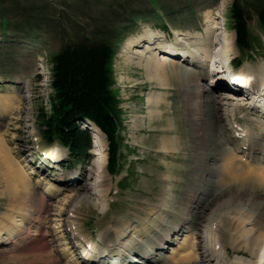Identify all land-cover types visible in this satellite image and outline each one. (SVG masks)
Here are the masks:
<instances>
[{
    "label": "rangeland",
    "instance_id": "rangeland-1",
    "mask_svg": "<svg viewBox=\"0 0 264 264\" xmlns=\"http://www.w3.org/2000/svg\"><path fill=\"white\" fill-rule=\"evenodd\" d=\"M234 1L247 15L254 38L252 55H241L235 46L229 12ZM263 3L264 0H0V233L7 242L0 243V264H37L39 253L50 264H73L67 262L71 257L82 263L77 251L85 248V242L99 241L100 234L108 231L112 232L111 244L116 243V231L122 228H127L123 236L127 233L128 240L141 245L139 254L133 258L144 264H161L162 260L172 258V248L177 249L188 235L183 233L173 244L161 237L165 229L177 228L175 216L191 219L196 215L192 208L203 205L198 211L204 215L200 223L203 231L213 229L221 219L225 223L220 225L228 226V221L240 230L244 222L257 216V200L250 204L247 196H236L237 189H227L224 182L216 184L223 174L224 160L219 159L215 147L219 141L231 151L229 158L234 156L236 163L247 165V157L241 162V153H238L246 136L236 137L235 130L250 129L259 136L257 122L246 120L257 114L260 121L259 108L240 107V111L232 113V107L219 104V120L211 127L209 120L199 119L205 118L198 112L199 101L214 94L220 101L221 96L231 94V89L215 79V83L211 82V73L207 71L210 61L188 66L198 74L188 90L178 82V70L167 66L168 82L161 90L147 79L141 66L128 61L125 44L136 39L144 43L147 31L167 43L178 40L185 43L187 38L194 37L191 43L186 42V47L194 51L197 43L206 41L204 20L210 13L217 17L216 22L224 27L229 43L233 44L234 51L224 54L225 59H239L240 69L263 73L264 31L257 17ZM121 32L123 38L118 40ZM80 41H110L115 45L113 90L123 122L120 129L123 170L117 177L103 172L105 209L96 189L98 182L91 178L99 170L98 165L94 166L93 151H89L93 158L90 163L74 162L62 146L46 143L38 117L41 107L50 109L47 96L51 87L46 66L51 55ZM216 44L211 49L219 51L223 44ZM219 58L214 57L212 61ZM202 66L205 71L200 70ZM199 87L206 89L200 94ZM158 92L161 111L150 118L151 108L146 100ZM262 144L263 139L256 144V149ZM40 150L60 156L55 167L67 174H58L48 167L46 174L38 170L35 162L40 160ZM258 159L254 158L253 162ZM12 168L19 176L23 173L28 185L14 184L8 173ZM29 171L32 174L28 177ZM40 176L46 180L37 182ZM47 178L52 183H63L65 190L54 192ZM57 218L61 222L52 220ZM19 219H22L20 223L23 221L22 226L14 228ZM185 222L179 219L177 223L189 227ZM37 223H45L41 237L35 235ZM247 225V228L254 226ZM73 238L77 240L73 242ZM68 240L82 247L65 253L62 243ZM150 240L159 243L152 245ZM160 241L168 249H159ZM125 242L118 240L119 247L115 245L112 249L121 250ZM221 242L228 262L238 256L249 257L245 249H233L229 245L227 233L221 236ZM151 252L156 253L157 262L142 258ZM108 261L119 264L123 256L114 255Z\"/></svg>",
    "mask_w": 264,
    "mask_h": 264
},
{
    "label": "bare ground",
    "instance_id": "bare-ground-1",
    "mask_svg": "<svg viewBox=\"0 0 264 264\" xmlns=\"http://www.w3.org/2000/svg\"><path fill=\"white\" fill-rule=\"evenodd\" d=\"M205 16H206L205 17L206 20L204 21H206V25L205 28H203L204 29L203 34L206 36V41L201 45L200 44L198 45L197 43L196 50L190 51L186 47V42L191 43V41L194 40V37L187 38L185 43L182 42L181 40H178L171 45L169 43H165V41H163L164 38L160 36H156L155 34L146 31L147 36L145 37L147 40H145L144 43H142V41H139V39H136V40H129L125 44L126 50L129 51L128 61L138 66H141L145 70L147 79L155 82L156 86H158V88L161 90L165 89L167 86L168 81H167V75L165 73V68L167 66L170 67L173 66V68L175 67V69L178 70V74H179L178 82L180 83V85L184 87L185 90L190 89L191 80L197 77L198 74L197 72L189 69L188 66H190L191 64L194 65L199 61L204 63L210 61V67L208 66L207 71L208 73L214 75V79L216 77L224 76L225 78H227L228 81H231L234 84H238L244 87L249 85L251 90L253 89V91L249 89L244 90L241 87L234 88L226 84L228 85L227 87L231 89L230 92L231 94L226 96L225 95L221 96L220 101L217 100L218 97L216 94L212 96L209 95L204 96L203 99L199 97L201 99L199 102L201 103H199L198 105L199 106L198 112H200L199 114H202L205 117V118H199L200 121L209 120L210 126L213 127L214 124L216 125V123L219 120V110H220L219 104L223 105L224 107H232L231 109L232 111L230 110L232 113H235V110L240 111V107L242 108L249 107L250 109L253 110L255 107H257V109L259 108L260 111L258 112H260L261 114L260 121H258L257 119L258 117L256 116L257 114H254L255 116L253 118L249 116L246 117L247 118L246 120L257 122L256 125L259 130L258 133L259 136H256L255 135L256 133L250 129H244V130L242 129V131L240 132L236 130L237 132L235 135L236 137L243 138L246 136L245 141L238 149V153H241L239 157V161L241 162L244 157H247L246 160L247 163L245 161L247 165H243L244 163L243 164L236 163L234 156L233 158L232 157L229 158L231 151H229L225 146H223V144H220L219 141H218V145L215 147L216 148L215 151L218 153L217 155L219 159L224 160L222 163L223 165H221L223 174L221 178L218 180V182L215 183L217 185H221L220 183L224 182L225 184H223V186H226L227 189H232V188L237 189L236 196H247L248 202H250V204L252 203L254 204V202L257 200V205H256L257 208L256 207L255 208L256 210H259V214L255 216L253 219L250 220L248 219V222L246 223L244 222L242 224L243 228L240 230L236 228L234 229L233 225L230 226L231 223H229L227 220L226 221L228 223V226L230 227H228L227 225H223V226L220 225L225 223V221L223 223V220L221 219L219 222L216 221L218 222L216 226L217 228L214 227L213 229H208L207 231H203L200 228L201 227L200 223L201 220H203L204 215L203 213H199L198 211L199 208H201L203 205L202 206L197 205L196 207L192 208V211H195L196 215L194 217L192 216L191 219L181 218L178 215L175 216L176 218L175 224L177 228L170 227L168 229H165L161 237H163L166 243L170 242V244H173L174 241H179V239H181L183 233L188 232V235L181 242V244L178 246L177 249L173 250L172 248V251L170 252L172 258L162 260L161 264H261L264 262V144H262L261 148L258 149H256V144L261 139L264 140V72L263 73L260 71L254 72L253 70H249L245 68H241L239 71H233L228 65L229 60H226L224 57V54L226 55L227 52L234 51L233 44L229 43L228 36L224 32V27L220 26V24L216 22L217 17L211 16L210 13H207V15ZM211 35L212 37L214 36L213 38L214 40L211 39ZM215 42H218L219 45L223 44L219 48V51L218 50L216 51L215 48L211 49L212 44ZM183 43L185 46L183 45ZM219 56H221L219 60L214 59V61H212L214 57L217 58ZM189 58H191L190 62L187 61V59ZM200 70L205 71V68H203L202 66ZM198 81L200 80L198 79ZM205 89L206 88L199 87L200 94ZM205 92L207 93V91ZM146 101L148 107L151 108L148 111L149 117L151 118L153 115H159L161 111L159 109V105H160L159 103L161 102L160 92H158L156 96L149 95ZM189 106H191L190 101H189ZM93 131L96 135L95 140L97 145H104V135L101 133V131L98 130L97 128H95V130ZM41 152L45 153V157H50L54 162V165L58 163L57 159H59L60 156H55V154L51 152H47L45 150H41ZM95 155H97L98 157L94 159V162L97 160L99 170L96 173V175L91 174V178L95 179L96 183L98 182V184H96V189L98 192V196L101 199V203H102L101 206L105 209L107 204L102 199L105 188H102V186H104L103 180H105L104 174L106 170H104L103 168L106 164V157L103 153H101V151H99V149L95 151L94 156ZM227 155L229 156L227 157ZM257 155H260V158L257 157ZM254 158L255 159L259 158V159L257 162L256 161L253 162ZM243 166H245L246 170L244 169ZM47 167L48 169L51 168L49 166ZM8 173L11 176L10 179L14 182V184L19 182L23 186L28 185L27 184L28 181H26V177L24 175L22 176L23 173L22 174L20 173L19 176V173H17L14 168L9 169ZM30 174H32V171L26 173L28 177ZM66 174L67 173H63V175ZM226 178L228 179V181H224ZM38 179L39 180H37V182L46 180L43 178V176H40ZM73 180L74 177L71 178V181ZM48 184L53 186L52 190L54 192L65 190V187H63L64 186L63 183L62 184L52 183V180L48 179ZM26 190H28V188ZM259 200L261 201L258 202ZM80 202L81 201L77 203V206L80 205ZM57 216L60 217V215ZM20 217H24V216H20ZM177 219L186 220L185 223H187L189 227L183 224L178 225ZM20 220L22 219L17 220L19 221V223L17 222L16 225L12 224L14 225L13 226L14 228H17L18 226L19 227L22 226L23 221L20 223ZM52 220L61 222L60 218L52 219ZM250 223H252V225L254 226H252V228H247L246 225ZM5 226L9 228V224L6 223ZM59 226L60 225H58V227ZM211 226H213V224L210 225L209 228H212ZM44 227H45V223H37V227L35 229V235L41 237V232H43ZM231 227H233L232 229L234 230H232ZM126 230L127 228H122L120 231H116V233H118L117 242L120 239L122 242H125L126 240L125 244L121 246L122 249L119 251H115L112 249V247L115 245L116 247H119V244H117V242L111 244L112 232L109 233L108 231H105L102 234H100L99 241L85 242L83 245L85 249H83L82 253L80 254L82 263H80L81 261L79 263L80 264H110L108 261L109 258H111L114 255H119V256L122 255L123 262L122 263L120 262L119 264H137V262L140 264H144L142 261H138L135 258H133L139 254V246L141 245L139 242H132L128 240L129 238L127 236V233L123 236ZM18 232L20 231L18 230ZM57 232H61V231L59 230L56 231V233ZM171 233L174 234L171 235ZM226 233L228 234L229 245L231 247L233 246V249L235 248L245 249L249 253V257L238 256L235 257L233 261L228 262V259L226 257L225 247L221 242V236ZM230 239L233 240L230 241ZM149 242L152 245L153 244L157 245L159 243L155 240L153 241L150 240ZM160 242L161 244L159 246V249L162 250L168 249V246H166L162 241ZM0 243L1 245L7 244L6 239H2L1 233H0ZM69 243H70V248H69ZM62 245L65 247V253H67L69 249L75 250L76 248L78 249L79 247H82L80 243L71 244L69 240L62 243ZM123 250H128L129 253H125L123 252ZM155 255L156 253L151 252L149 254L142 255V258L147 259V261L150 263H153V262H157L154 260ZM129 256H131L133 259L131 257L129 258ZM38 257L40 259H38L37 264H50L49 261L42 259V253H39ZM77 261L71 257L70 259H68L67 262L68 263L72 262L73 264H77L78 263Z\"/></svg>",
    "mask_w": 264,
    "mask_h": 264
},
{
    "label": "trees",
    "instance_id": "trees-1",
    "mask_svg": "<svg viewBox=\"0 0 264 264\" xmlns=\"http://www.w3.org/2000/svg\"><path fill=\"white\" fill-rule=\"evenodd\" d=\"M229 12L238 52L252 55L254 38L245 11L234 1ZM257 15L264 31V3ZM121 35L123 32L118 40L123 38ZM114 54L115 45L110 41H80L52 54L46 66L51 87L50 109L43 106L38 115L46 143L66 147L76 162L90 158L91 149L90 134L79 128V121H93L106 136L107 171L111 176L120 175L123 169L119 135L122 120L113 90ZM240 64L241 60L235 61V66Z\"/></svg>",
    "mask_w": 264,
    "mask_h": 264
}]
</instances>
